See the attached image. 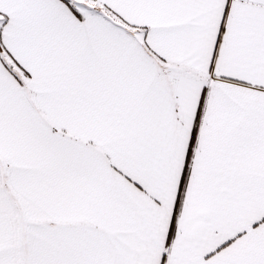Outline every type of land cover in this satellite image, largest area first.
Returning a JSON list of instances; mask_svg holds the SVG:
<instances>
[{"label":"snow or ice","instance_id":"obj_1","mask_svg":"<svg viewBox=\"0 0 264 264\" xmlns=\"http://www.w3.org/2000/svg\"><path fill=\"white\" fill-rule=\"evenodd\" d=\"M0 264H264V0H0Z\"/></svg>","mask_w":264,"mask_h":264}]
</instances>
